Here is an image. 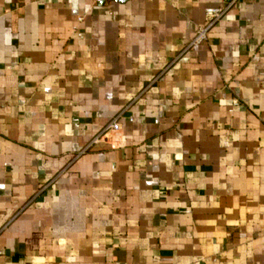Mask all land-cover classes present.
I'll list each match as a JSON object with an SVG mask.
<instances>
[{"label": "crops", "instance_id": "obj_1", "mask_svg": "<svg viewBox=\"0 0 264 264\" xmlns=\"http://www.w3.org/2000/svg\"><path fill=\"white\" fill-rule=\"evenodd\" d=\"M225 2L0 0V264H264V0L192 44Z\"/></svg>", "mask_w": 264, "mask_h": 264}, {"label": "built area", "instance_id": "obj_2", "mask_svg": "<svg viewBox=\"0 0 264 264\" xmlns=\"http://www.w3.org/2000/svg\"><path fill=\"white\" fill-rule=\"evenodd\" d=\"M95 1L96 2H101V1L109 2V1H113V0H95ZM238 1L239 0H226L224 5L207 7L205 10L207 22L205 25L199 27L197 34H196L195 38L193 39L192 44H198V43H201L202 41L206 40L208 37L209 30L219 20H221L225 16L227 11L233 5H235ZM119 129H120L119 119L115 118L112 122H110L108 125H106V127L103 129L102 133L100 135H98V137H96L93 142L98 143L99 141H101L103 136H105L107 133L112 132V131L115 132V131H118Z\"/></svg>", "mask_w": 264, "mask_h": 264}]
</instances>
